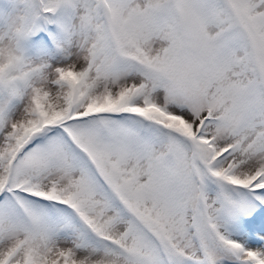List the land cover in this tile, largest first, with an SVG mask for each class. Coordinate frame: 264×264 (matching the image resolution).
Wrapping results in <instances>:
<instances>
[{"label": "snow or ice", "instance_id": "snow-or-ice-1", "mask_svg": "<svg viewBox=\"0 0 264 264\" xmlns=\"http://www.w3.org/2000/svg\"><path fill=\"white\" fill-rule=\"evenodd\" d=\"M0 264H264V0H0Z\"/></svg>", "mask_w": 264, "mask_h": 264}]
</instances>
